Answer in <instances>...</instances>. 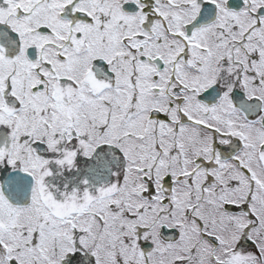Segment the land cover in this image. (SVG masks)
I'll return each instance as SVG.
<instances>
[{
  "label": "snow or ice",
  "instance_id": "snow-or-ice-1",
  "mask_svg": "<svg viewBox=\"0 0 264 264\" xmlns=\"http://www.w3.org/2000/svg\"><path fill=\"white\" fill-rule=\"evenodd\" d=\"M0 264H264V0H0Z\"/></svg>",
  "mask_w": 264,
  "mask_h": 264
}]
</instances>
